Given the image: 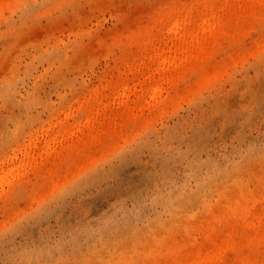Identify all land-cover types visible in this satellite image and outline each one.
I'll return each mask as SVG.
<instances>
[{"label":"rangeland","instance_id":"374dc122","mask_svg":"<svg viewBox=\"0 0 264 264\" xmlns=\"http://www.w3.org/2000/svg\"><path fill=\"white\" fill-rule=\"evenodd\" d=\"M88 1L0 0V264H264V0Z\"/></svg>","mask_w":264,"mask_h":264},{"label":"bare ground","instance_id":"6f19581e","mask_svg":"<svg viewBox=\"0 0 264 264\" xmlns=\"http://www.w3.org/2000/svg\"><path fill=\"white\" fill-rule=\"evenodd\" d=\"M93 1H94V0H89V1H88V4H89L90 6H92ZM3 2H5V1H3ZM95 3H96V2H95ZM88 4H87V6H89ZM9 108H11V107H9ZM10 110H11V109H9L8 111L10 112ZM11 114L14 115V112H12ZM9 116H10V115H9ZM11 116H12V115H11Z\"/></svg>","mask_w":264,"mask_h":264}]
</instances>
